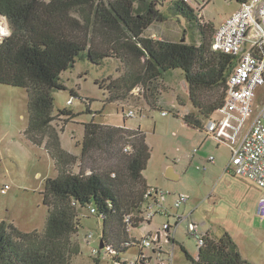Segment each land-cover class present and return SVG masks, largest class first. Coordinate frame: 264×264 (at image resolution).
I'll use <instances>...</instances> for the list:
<instances>
[{"label":"trees","instance_id":"1","mask_svg":"<svg viewBox=\"0 0 264 264\" xmlns=\"http://www.w3.org/2000/svg\"><path fill=\"white\" fill-rule=\"evenodd\" d=\"M163 6L164 0H0V15L10 30L0 40V83L26 90L25 135L35 145L47 139L46 150L57 171L44 181L47 214L41 230L22 231L0 221V264H69L80 252L75 236L84 210L91 208L90 213L102 221L105 246L120 256L132 247L125 244L124 218L132 214L133 225L140 222L148 187L142 172L150 158L145 133L139 128L83 123L79 152L74 154L60 146L63 126L57 130L52 125L56 116H65V122L74 116L68 109L53 114L52 92L65 89L60 74L82 52L94 64L105 58L121 62L118 76L98 82L109 101L125 100L137 90L156 109V82L165 72L180 70L193 106L182 116L185 123L201 130L202 118L206 121L223 104L235 58L212 50L213 32L207 35V31L213 25L203 21L199 11L182 0L172 2L167 11ZM168 13L174 22L179 23L182 15L195 24L199 42L147 32L170 20ZM184 253L191 264H250L227 232L219 237L205 233L195 258Z\"/></svg>","mask_w":264,"mask_h":264},{"label":"rangeland","instance_id":"2","mask_svg":"<svg viewBox=\"0 0 264 264\" xmlns=\"http://www.w3.org/2000/svg\"><path fill=\"white\" fill-rule=\"evenodd\" d=\"M174 1L164 0V11ZM188 4L194 11H199L203 21L213 25L207 35L211 30L214 33L218 25L240 5L238 0H189ZM168 15L172 17L170 20L162 22L158 28L153 26L147 32L156 30L173 39L199 42V30L195 24L182 15H178L179 23L174 22L176 19L173 15ZM122 69L121 62L113 58H105L100 64H94L85 57L84 51L72 67L60 74L65 89L52 92L53 114L61 109H68L74 114L67 122L65 116H56L52 122L57 130L63 126L59 132L61 148L78 153L83 123L90 121L141 129L150 148V158L142 172L146 183L174 193L184 192L189 199L177 212L182 213L184 209L187 213L193 211L189 219L176 227L174 243L167 240L165 232L161 233L162 257L166 258L173 251V264H191L184 250L191 257H196L198 240L190 236L187 230L192 220L199 231L210 228L213 237L228 231L243 258L250 264H264V219H260L252 208L247 207L246 198L237 190L240 182H247L252 187L254 185L231 175L232 172L223 173L230 159L226 144L204 136L198 128H188L174 116L186 114V109L193 110L188 102L187 87L180 70L165 72L156 82L158 108L152 109L145 102L142 92L137 90L125 100H107L108 93L100 88L98 82L110 76H118ZM256 99L260 100L258 93ZM183 102L185 106L178 105ZM129 109L135 112L134 116H125ZM162 110L170 113L163 115ZM28 114L26 90L0 83V189L7 185L6 192H0V221L12 223L22 231L41 230L44 227L47 214L42 201L44 181L57 174L54 160L46 150L47 139L35 145L25 135ZM202 121L203 124L205 119L202 118ZM194 148H197L195 153ZM211 156L215 158L214 162L209 161ZM170 165L178 169L179 179L170 180L166 177ZM73 170L77 171V167L73 166ZM168 201L171 202V197ZM169 220L174 226V219ZM164 221L162 216H154L150 222L132 226L130 235L139 238L150 233L155 238ZM101 227L102 221L85 209L81 227L75 236L80 252L71 258L69 264H95L97 259L98 264H112L105 251L99 249ZM91 232L93 238L87 244L85 237ZM92 248L99 249L97 256L91 254ZM143 253L151 257L149 264H156L151 248L143 249ZM137 254V247L132 246L121 257L134 259Z\"/></svg>","mask_w":264,"mask_h":264},{"label":"built area","instance_id":"3","mask_svg":"<svg viewBox=\"0 0 264 264\" xmlns=\"http://www.w3.org/2000/svg\"><path fill=\"white\" fill-rule=\"evenodd\" d=\"M182 1L188 4L189 0ZM239 3V8L212 35V50L233 56L235 64L227 78L223 104L206 119L200 131L204 136L228 146L231 156L225 170L249 179L260 188L255 214L264 219V0H241ZM9 33L8 22L0 15V40ZM257 93L260 95L259 101L256 99ZM162 114L168 115L169 112L163 110ZM134 115L135 112L131 109L125 114L126 117ZM124 149L128 150L129 147ZM195 152L197 148H194L193 153ZM213 160L211 156L209 161ZM6 189L7 185H4L0 192L5 193ZM169 197L171 202L168 201ZM188 199L189 196L184 192L171 193L148 186L138 214L139 223L150 222L154 216H162L174 219L175 224L172 226L167 219L162 223V228L157 230L155 238L150 233L135 238L130 235L131 227L134 226L133 216L126 215L124 223L128 241L125 244L137 247L138 254L134 259H122L114 248L104 245L102 249L110 257L112 264H149L151 257L143 253L145 248L152 249L156 264H173V251L166 258L162 257L160 235L165 232L167 240L171 241L176 227L190 218L189 214L177 212ZM90 212L93 213L94 208ZM187 230L190 236L197 238V248L201 246L204 233L191 220ZM92 238V232L86 235L87 244ZM99 249L92 248L91 254L97 255Z\"/></svg>","mask_w":264,"mask_h":264},{"label":"crops","instance_id":"4","mask_svg":"<svg viewBox=\"0 0 264 264\" xmlns=\"http://www.w3.org/2000/svg\"><path fill=\"white\" fill-rule=\"evenodd\" d=\"M238 2H239V0H238ZM201 8V7H200ZM223 23V22H222ZM221 25V24H220ZM219 26V25H218ZM217 27V26H216ZM185 83V82H184ZM186 85V84H185ZM188 102H189V100H188ZM189 104H190V102H189ZM179 106H185V102H183L182 103V105H180V104H178ZM177 110H179V109H177ZM192 109H186L185 110V112L187 113V112H189V111H191ZM178 116V118L181 120V122L185 125V126H187L188 128H193L192 126H190V125H188L187 123H185L184 121H183V119H182V116L183 115H181V114H177ZM195 115H197V114H195ZM75 153V152H74ZM229 153H230V156H231V152H230V150H229ZM214 158V157H213ZM230 160V159H229ZM215 161V158H214V160H213V162ZM229 162V161H228ZM228 164V163H227ZM227 164H226V166H227ZM226 166H225V168H226ZM225 171V172H224ZM226 172H229V173H231L230 171H227V170H223V173H226ZM231 175H233V176H235V177H239V176H236V175H234V174H232L231 173ZM166 177L168 178V179H170V180H177V179H179L180 178V173H179V171H178V169L176 168V166L175 165H170L168 168H167V172H166ZM241 180H245V181H249L250 183H252L254 186L252 187L249 183H247V182H240L239 183V181H237V184L239 183V186L237 185V190L239 191V192H242L241 194H242V196L244 197V198H246V200H245V202H246V204H247V207H249V208H252V210L254 211V213H255V209H256V201H257V198H258V196L260 195V193H261V190H260V188H258L257 186H256V184H254L252 181H250L249 179H247V178H243V177H239ZM146 181V180H145ZM228 181V180H227ZM226 181V182H227ZM147 184V183H146ZM147 186H149V187H154V188H159V187H157V186H155V185H148L147 184ZM170 192V191H169ZM171 193H174V192H171ZM182 213L181 214H183V215H186V214H189V216H191V214L193 213V211L191 210L190 212H186L185 211V209L183 210V211H181ZM163 218H165V217H163ZM168 218H165V220H167ZM171 219V218H170ZM169 220V219H168ZM192 221V220H191ZM201 233H208L209 235L210 234H212L211 232H210V228L208 229H205V231H200ZM225 232H227L228 234H230L228 231H225ZM215 236V235H214ZM231 236V235H230ZM215 237H218V236H215ZM232 237V236H231ZM175 239V238H174ZM233 239V238H232ZM174 243V242H173ZM98 255V254H97ZM97 255H95V256H97ZM99 263V260L97 259L96 260V262H95V264H98Z\"/></svg>","mask_w":264,"mask_h":264},{"label":"water","instance_id":"5","mask_svg":"<svg viewBox=\"0 0 264 264\" xmlns=\"http://www.w3.org/2000/svg\"><path fill=\"white\" fill-rule=\"evenodd\" d=\"M181 41H183V39H181ZM103 246H104L103 239L100 238V241H99V248L102 249Z\"/></svg>","mask_w":264,"mask_h":264}]
</instances>
